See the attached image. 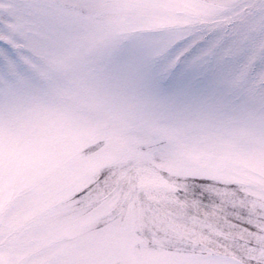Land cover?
<instances>
[{"label": "snow or ice", "instance_id": "6c2138e0", "mask_svg": "<svg viewBox=\"0 0 264 264\" xmlns=\"http://www.w3.org/2000/svg\"><path fill=\"white\" fill-rule=\"evenodd\" d=\"M0 264H264V0H0Z\"/></svg>", "mask_w": 264, "mask_h": 264}]
</instances>
